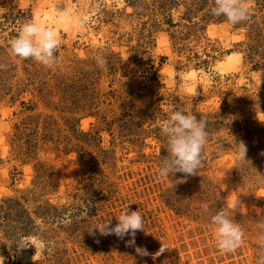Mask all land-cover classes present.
I'll use <instances>...</instances> for the list:
<instances>
[{
  "label": "rangeland",
  "instance_id": "rangeland-1",
  "mask_svg": "<svg viewBox=\"0 0 264 264\" xmlns=\"http://www.w3.org/2000/svg\"><path fill=\"white\" fill-rule=\"evenodd\" d=\"M213 6L0 0L4 264H256L264 218V183L254 171L264 173V1L251 0L249 19L235 26L214 16ZM76 18L80 27L71 24ZM29 21L57 32L53 68L11 55V40ZM101 56L105 68L97 65ZM169 107L207 121L202 167L180 184L181 173L158 175ZM241 141L249 163L235 159ZM236 201L243 243L225 254L210 217ZM127 208L144 222L134 245L92 230L99 221L115 226ZM161 245L167 249L155 256Z\"/></svg>",
  "mask_w": 264,
  "mask_h": 264
},
{
  "label": "clouds",
  "instance_id": "clouds-1",
  "mask_svg": "<svg viewBox=\"0 0 264 264\" xmlns=\"http://www.w3.org/2000/svg\"><path fill=\"white\" fill-rule=\"evenodd\" d=\"M251 0H214L211 12L214 16H223L226 21L235 26L249 19ZM62 21L70 19L62 11L58 13ZM71 24L80 27L83 21L80 18L71 20ZM61 46V40L57 32L51 28L41 26L35 22L23 23L10 43V52L13 57L20 60L32 59L46 68H53L57 63L56 51ZM97 65L105 68L107 61L101 56L97 57ZM169 116L162 121L161 134L167 140V156L161 157L158 175L160 177H172L176 173L183 176L175 183H185L187 177L197 175V171L202 167V153L208 139L207 121L198 118L190 112L176 110L169 107ZM237 152L235 159L249 163L246 160L247 146L241 141L236 143ZM254 170V169H253ZM256 173V180L264 183V173ZM254 182L249 181V187H253ZM240 201L228 204L216 211L210 217V223L214 226L215 239L218 250L228 254L235 252L243 243L244 232L239 223L234 220L236 209ZM202 209L205 213L209 212V205L203 204ZM115 226L111 225V220L99 221L92 230L101 236L115 235L123 239L128 236V245H134L135 236L138 231H143V217L139 211L125 209L116 219ZM257 256L256 264H264V218L257 225ZM45 245L41 242V252ZM167 248L161 245L160 250L155 254L159 256ZM135 251L141 256L149 255L148 252L136 247ZM0 264H4V258L0 257Z\"/></svg>",
  "mask_w": 264,
  "mask_h": 264
},
{
  "label": "bare ground",
  "instance_id": "bare-ground-1",
  "mask_svg": "<svg viewBox=\"0 0 264 264\" xmlns=\"http://www.w3.org/2000/svg\"><path fill=\"white\" fill-rule=\"evenodd\" d=\"M230 54H231V53H230ZM228 59H229V58H228ZM226 62H227V61H226ZM226 62H225V63H226ZM227 64H229V63H227ZM231 64H232V63H231ZM225 65H226V64H225ZM226 70H227V69H226Z\"/></svg>",
  "mask_w": 264,
  "mask_h": 264
},
{
  "label": "trees",
  "instance_id": "trees-1",
  "mask_svg": "<svg viewBox=\"0 0 264 264\" xmlns=\"http://www.w3.org/2000/svg\"><path fill=\"white\" fill-rule=\"evenodd\" d=\"M262 1H264V0H262ZM220 18V17H219ZM222 18V17H221Z\"/></svg>",
  "mask_w": 264,
  "mask_h": 264
}]
</instances>
